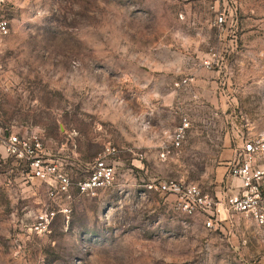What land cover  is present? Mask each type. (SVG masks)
<instances>
[{"label":"rangeland","instance_id":"obj_1","mask_svg":"<svg viewBox=\"0 0 264 264\" xmlns=\"http://www.w3.org/2000/svg\"><path fill=\"white\" fill-rule=\"evenodd\" d=\"M0 17V264H264L251 218L208 226L148 188L176 178L216 195L223 153L264 132V0H0ZM184 115L182 147L161 160ZM26 129L71 176L69 197L5 151ZM108 144L113 184L80 194Z\"/></svg>","mask_w":264,"mask_h":264},{"label":"built area","instance_id":"obj_2","mask_svg":"<svg viewBox=\"0 0 264 264\" xmlns=\"http://www.w3.org/2000/svg\"><path fill=\"white\" fill-rule=\"evenodd\" d=\"M226 21L224 12L217 16V22ZM10 24L7 18L0 17V35H7ZM208 64V61H207ZM192 77H185L176 83L177 86L188 85ZM191 122L187 115L182 116L179 126L170 136L171 143L164 147L159 158L166 160L174 149L182 147ZM5 151L12 157L29 164L33 177L49 185V196L57 200L62 195L69 197L73 184L71 176L58 164L46 159V144L40 130L26 129L24 132L8 133L4 145ZM120 153L118 146L108 144L97 156L91 174L76 184L80 194L96 197L100 190L106 189L114 182L116 166L111 157ZM144 154H140L143 157ZM229 186L222 196L205 191L198 183L184 179H163L149 184L148 188L175 196L176 209L186 216L206 215V224L213 226L214 219L222 214H243L264 227V132L248 139L241 151L228 168ZM60 211L71 212L65 205ZM57 213L55 209H47L39 215L40 224H47Z\"/></svg>","mask_w":264,"mask_h":264},{"label":"crops","instance_id":"obj_3","mask_svg":"<svg viewBox=\"0 0 264 264\" xmlns=\"http://www.w3.org/2000/svg\"><path fill=\"white\" fill-rule=\"evenodd\" d=\"M242 149V145L240 146H234V147H230L228 150H226L223 153V159L225 160L224 163H226V185L224 189H221V184L219 186V188L217 187V195L218 196H222L223 193H225V190L227 189V187L229 186L230 181L228 180V168L229 165L231 164V162L236 158V156L238 155V153L241 151Z\"/></svg>","mask_w":264,"mask_h":264}]
</instances>
